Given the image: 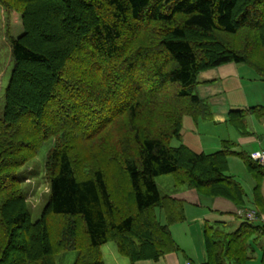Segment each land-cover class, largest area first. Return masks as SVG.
<instances>
[{
    "label": "trees",
    "instance_id": "obj_1",
    "mask_svg": "<svg viewBox=\"0 0 264 264\" xmlns=\"http://www.w3.org/2000/svg\"><path fill=\"white\" fill-rule=\"evenodd\" d=\"M0 6L13 63L0 116V264H56L72 250L74 264H105L109 241L130 264L178 252L170 227L185 221L184 200L160 193L156 177L167 174L176 187L256 212L231 232L206 222L203 264H250L255 248L264 264V166L231 140L211 153L171 146L184 116L212 119L196 93L200 72L246 64L264 81V0ZM249 115L264 117V107L229 113L240 136L252 135ZM49 141V199L32 222L18 172ZM230 155L255 179L250 200L228 172Z\"/></svg>",
    "mask_w": 264,
    "mask_h": 264
},
{
    "label": "crops",
    "instance_id": "obj_2",
    "mask_svg": "<svg viewBox=\"0 0 264 264\" xmlns=\"http://www.w3.org/2000/svg\"><path fill=\"white\" fill-rule=\"evenodd\" d=\"M240 72L242 71L239 64L227 63L220 65L200 72L197 78V87L201 84L215 87L216 82H224L226 80H235L237 83V80L234 78L235 75L240 74ZM261 86L264 87V85H257V87ZM207 89L208 88H206V90ZM199 97L209 104L212 115L211 120L204 121L206 123H203L202 120L198 123L194 122L198 127L204 129L203 133L209 130L208 133L210 137L207 138V141L202 142L205 143L206 146L202 144L204 148H202L201 152L211 153L220 149L223 140H231L237 143V148L235 149L245 150L250 147L249 152L245 150L249 155L258 150H264V117L257 118L254 115L248 116L249 118H256V121L250 119L252 128L249 131L252 133L251 136L243 137L227 129L229 130L227 136L223 137L216 134V137H212L214 131L217 128H221V126L218 125L227 120L230 111L235 109H246L253 106L264 107V95H199ZM185 120L188 119H185L184 116L183 122H185ZM233 136H235V139L230 138ZM254 186L255 181L252 184L250 198L252 197V189ZM261 193L264 198V179L261 186ZM174 197L184 200L185 221L175 223L170 227L172 236L180 247V250L178 252L169 253L158 261L145 260L141 261L139 264H185L187 261H191L193 264H203L207 259L203 237V230L206 222L218 223L224 227H228V231L231 232L236 230L240 225L239 218H241V211L251 209L247 207H237L232 201L224 197L218 196L212 198L199 196L194 190L186 188L178 190L177 195ZM247 206H251L250 202ZM162 220L164 221V217ZM261 220L264 221V217H262ZM255 250V259L252 260L250 264H260V249L255 248ZM114 256L113 254V257ZM115 261L117 263L119 262L117 259H115ZM123 264H125L124 261Z\"/></svg>",
    "mask_w": 264,
    "mask_h": 264
},
{
    "label": "rangeland",
    "instance_id": "obj_3",
    "mask_svg": "<svg viewBox=\"0 0 264 264\" xmlns=\"http://www.w3.org/2000/svg\"><path fill=\"white\" fill-rule=\"evenodd\" d=\"M239 67L242 72L235 75L234 79L237 80V83L235 80H226L224 82L219 81L216 82L215 87L201 84L199 86L200 88L196 86V93L198 95H264V87H257V85H264V81L260 79L257 73L249 65L239 64ZM12 68L13 63L10 54V46L5 38V13L0 6V116L4 111L5 90L9 84ZM206 88L208 89L206 90ZM185 119L188 120L183 122L181 139H172L171 146L178 147L180 144H184L186 146L189 145L188 147L193 149V151L201 152L202 148H204L203 145H205V143L202 142L207 141V138L210 137L208 133L209 130L205 131L206 133H203L204 129L198 127L197 124L194 123L192 117L186 115ZM250 119L256 121L255 117H247L246 124L248 130H251L252 128ZM202 122L206 123L204 121ZM218 126H221V128L214 126L217 129L212 134V137H216V134L223 137L227 136V132L229 131L227 129H230L232 133L238 135V132L229 123V114L227 120ZM230 138L235 139V136ZM51 145V141L43 145L37 155L29 160L18 172L23 193L27 198L32 222H36L41 218L49 199V184L45 174V160L47 151ZM249 148L250 147L245 150H248L249 152ZM228 167V172L234 175L235 179L242 184L249 197L255 179L247 171L243 160L238 156L230 155L228 157ZM156 183L163 196H176L178 190L185 188L175 186L174 176L172 174L157 176ZM247 208L251 207L247 206ZM228 229L229 228L226 227V230ZM101 254L105 264H123V261L125 264H130L128 258L118 253L116 245L112 241L101 246ZM113 254L115 255L114 257ZM76 257L77 252L72 250L55 255L54 260L56 264H74ZM115 259L119 262L117 263Z\"/></svg>",
    "mask_w": 264,
    "mask_h": 264
},
{
    "label": "built area",
    "instance_id": "obj_4",
    "mask_svg": "<svg viewBox=\"0 0 264 264\" xmlns=\"http://www.w3.org/2000/svg\"><path fill=\"white\" fill-rule=\"evenodd\" d=\"M251 159L255 162H257L259 165L264 166V150H258L250 155ZM241 216L243 215L248 220H257V215L255 210L253 209H245L241 211ZM185 264H192L191 262L187 261Z\"/></svg>",
    "mask_w": 264,
    "mask_h": 264
}]
</instances>
